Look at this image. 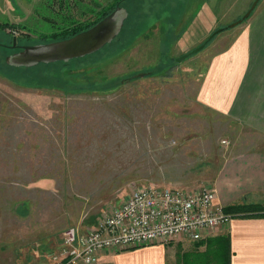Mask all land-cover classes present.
Instances as JSON below:
<instances>
[{
  "label": "rangeland",
  "instance_id": "374dc122",
  "mask_svg": "<svg viewBox=\"0 0 264 264\" xmlns=\"http://www.w3.org/2000/svg\"><path fill=\"white\" fill-rule=\"evenodd\" d=\"M254 1L0 0V264H67L65 230L95 227L135 187L198 191L231 155L264 150L263 98L222 110L204 91ZM117 6L128 16L102 49L10 66L14 38L64 39Z\"/></svg>",
  "mask_w": 264,
  "mask_h": 264
},
{
  "label": "crops",
  "instance_id": "0c3cea01",
  "mask_svg": "<svg viewBox=\"0 0 264 264\" xmlns=\"http://www.w3.org/2000/svg\"><path fill=\"white\" fill-rule=\"evenodd\" d=\"M235 26L228 47L215 51L204 87L205 92L211 91L209 96L221 99L214 105L222 110L252 105V99H264V0H259L250 15ZM212 184L217 192L216 201L224 206L264 204V150L231 155ZM215 240L223 245L215 244ZM215 248L226 256L228 253L230 264H264V216H235L214 234L198 241L180 237L169 243L103 250L94 264H199L202 254Z\"/></svg>",
  "mask_w": 264,
  "mask_h": 264
},
{
  "label": "built area",
  "instance_id": "2783aa9c",
  "mask_svg": "<svg viewBox=\"0 0 264 264\" xmlns=\"http://www.w3.org/2000/svg\"><path fill=\"white\" fill-rule=\"evenodd\" d=\"M216 197L213 185L198 191L157 185L135 187L95 227L86 231L78 225L67 228L62 256L67 264H94L103 250L169 243L180 237L205 239L233 218Z\"/></svg>",
  "mask_w": 264,
  "mask_h": 264
},
{
  "label": "water",
  "instance_id": "95a60500",
  "mask_svg": "<svg viewBox=\"0 0 264 264\" xmlns=\"http://www.w3.org/2000/svg\"><path fill=\"white\" fill-rule=\"evenodd\" d=\"M258 1L255 0L245 15L231 25L235 26L246 19ZM127 16V10L117 6L94 25L73 36L45 43L24 45L22 51L10 55L9 63L17 67L33 66L39 63L68 62L90 55L112 42L120 34ZM12 46H17L16 38Z\"/></svg>",
  "mask_w": 264,
  "mask_h": 264
},
{
  "label": "trees",
  "instance_id": "16d2710c",
  "mask_svg": "<svg viewBox=\"0 0 264 264\" xmlns=\"http://www.w3.org/2000/svg\"><path fill=\"white\" fill-rule=\"evenodd\" d=\"M91 26H87V28H89ZM87 28H81L77 32L74 31V32H72L73 34L70 35V36H73L76 33L80 32V31H83V30H85ZM67 30H70V29H67ZM67 33H71V32L68 31ZM62 34H65V33L62 32ZM64 63H68V62H64ZM10 66L16 67V68H22V67H17V66H13V65H10ZM225 209L233 217H235V216H247V217L264 216V204H262V203H250V204L234 203V204H230L228 206H225ZM227 239L229 240L228 236H227L226 240ZM223 240H224V238H223ZM215 243L218 244V242L216 240H215ZM227 244L229 245L228 241H227ZM198 261H199V264L200 263L201 264H230V257L228 255V253H227V256H226L222 252L221 249L215 248L214 250L213 249H208L207 251H205L202 254V256L200 257V260L198 259Z\"/></svg>",
  "mask_w": 264,
  "mask_h": 264
},
{
  "label": "flooded vegetation",
  "instance_id": "af4514ba",
  "mask_svg": "<svg viewBox=\"0 0 264 264\" xmlns=\"http://www.w3.org/2000/svg\"><path fill=\"white\" fill-rule=\"evenodd\" d=\"M23 46H24V45H17V46H15V47H13V46L11 47V45H9V44L7 45L8 48H10V49H14L15 52L22 51V50L24 49ZM17 50H18V51H17Z\"/></svg>",
  "mask_w": 264,
  "mask_h": 264
}]
</instances>
